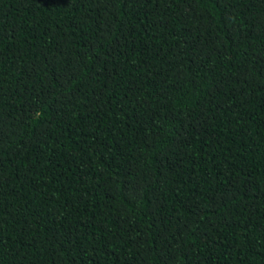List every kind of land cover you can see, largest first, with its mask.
Returning <instances> with one entry per match:
<instances>
[{
	"label": "trees",
	"instance_id": "1",
	"mask_svg": "<svg viewBox=\"0 0 264 264\" xmlns=\"http://www.w3.org/2000/svg\"><path fill=\"white\" fill-rule=\"evenodd\" d=\"M0 264H264V0H0Z\"/></svg>",
	"mask_w": 264,
	"mask_h": 264
}]
</instances>
